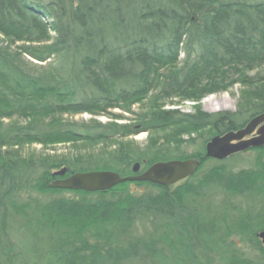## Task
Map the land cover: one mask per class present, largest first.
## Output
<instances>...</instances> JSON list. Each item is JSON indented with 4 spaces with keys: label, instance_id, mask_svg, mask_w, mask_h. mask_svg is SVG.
<instances>
[{
    "label": "trees",
    "instance_id": "trees-1",
    "mask_svg": "<svg viewBox=\"0 0 264 264\" xmlns=\"http://www.w3.org/2000/svg\"><path fill=\"white\" fill-rule=\"evenodd\" d=\"M236 84L233 111L201 108ZM263 112L264 0H0V264H264V145L205 155ZM189 158L196 170L169 186L49 185Z\"/></svg>",
    "mask_w": 264,
    "mask_h": 264
},
{
    "label": "water",
    "instance_id": "water-1",
    "mask_svg": "<svg viewBox=\"0 0 264 264\" xmlns=\"http://www.w3.org/2000/svg\"><path fill=\"white\" fill-rule=\"evenodd\" d=\"M263 145L264 112L256 114L237 130L227 131L210 138L205 144V155L222 160L234 153ZM198 163L192 158L157 161L139 173V163L135 162L132 165V175L122 177L112 170H90L53 179L49 185L53 188L97 191L108 189L125 180H147L169 186L191 175ZM65 171V168H60L54 171L53 175L63 176ZM257 236L264 244V229L259 231Z\"/></svg>",
    "mask_w": 264,
    "mask_h": 264
},
{
    "label": "rangeland",
    "instance_id": "rangeland-1",
    "mask_svg": "<svg viewBox=\"0 0 264 264\" xmlns=\"http://www.w3.org/2000/svg\"><path fill=\"white\" fill-rule=\"evenodd\" d=\"M238 93H239V86L236 84L234 86H232L231 88H229V90L227 91H221V92H216V93H212V94H207L205 95L203 98H201V100L199 101V104L201 106V108L204 111L207 112H217V111H223V110H229V111H233L236 108V101H237V97H238ZM171 105H166L165 107L167 108H178L181 111L184 112H189L192 111V106L194 104V102L192 101H183V100H176L174 99ZM136 107L134 106L133 109H135ZM114 113H119V110H113ZM65 116L74 119V120H81V119H96L99 120L101 122H107L112 120L110 117L105 116V115H96V116H92L89 115L87 113H77V114H73V115H66ZM123 116L127 117V114H123ZM127 118H132V117H127ZM128 119H121V120H117V122H127ZM146 136L147 133L146 132H140L138 134H136L135 136L132 137V140H134L138 145L142 146L145 143L146 140ZM53 150L55 153H66V152H70L73 151L74 149L70 147V145L68 144H57L55 146H53ZM31 151H41V146L39 144H32L30 146H25L23 148V153H28ZM52 150L50 149H45V152H51ZM253 155L252 152H247L241 156L238 157H234V159L229 160L228 163L233 164V168H238V167H246L248 165V160L249 158H251V156ZM132 189H139L136 188V186L131 185ZM142 189V188H140ZM70 195V194H67ZM16 235L12 236V240H16Z\"/></svg>",
    "mask_w": 264,
    "mask_h": 264
},
{
    "label": "bare ground",
    "instance_id": "bare-ground-1",
    "mask_svg": "<svg viewBox=\"0 0 264 264\" xmlns=\"http://www.w3.org/2000/svg\"><path fill=\"white\" fill-rule=\"evenodd\" d=\"M263 244V243H262Z\"/></svg>",
    "mask_w": 264,
    "mask_h": 264
}]
</instances>
